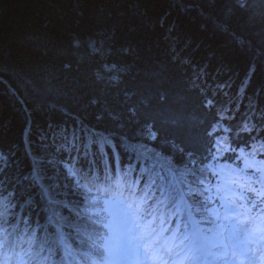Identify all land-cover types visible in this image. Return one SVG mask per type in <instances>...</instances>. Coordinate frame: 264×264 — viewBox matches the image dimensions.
I'll list each match as a JSON object with an SVG mask.
<instances>
[{
    "label": "trees",
    "instance_id": "obj_1",
    "mask_svg": "<svg viewBox=\"0 0 264 264\" xmlns=\"http://www.w3.org/2000/svg\"><path fill=\"white\" fill-rule=\"evenodd\" d=\"M0 65V257L14 264L40 249L67 264L55 222L81 259L104 232L96 188L125 170L154 166L177 199L194 172L209 208L222 179L259 175L240 150L264 160V0H0Z\"/></svg>",
    "mask_w": 264,
    "mask_h": 264
},
{
    "label": "snow or ice",
    "instance_id": "obj_2",
    "mask_svg": "<svg viewBox=\"0 0 264 264\" xmlns=\"http://www.w3.org/2000/svg\"><path fill=\"white\" fill-rule=\"evenodd\" d=\"M207 104L211 105L212 101H207ZM254 130L255 125L250 127L244 123L242 131L251 133ZM149 136L156 138L150 127ZM216 143L226 145L227 138ZM260 148L264 149V144ZM177 150L183 151L181 148ZM229 150L235 151L227 146L216 148L217 152ZM259 150L254 149L251 155L254 157ZM240 152L245 169H254L259 175L256 179H245L234 173L233 178L222 179L216 187L222 213L208 207L212 198L205 197V193L211 189L199 188L205 181L197 179L194 172L189 191L179 199L172 195V185L157 184V180L164 177L158 173L153 175L154 166L141 168L134 181L124 179L130 170L135 171L131 168L125 170L123 176L118 175L113 185L97 187L98 192L108 194L111 199H105L103 207L94 213L97 217L107 214L105 218L93 221L104 232L96 239L89 237L88 251L80 254L82 264H264V160L258 163L250 161L243 149ZM7 160L8 157L0 151V163L6 165ZM240 171L244 172V169ZM69 174L73 178L77 176V172L71 169ZM141 180H144L143 186ZM76 183L80 184V180ZM81 186L87 192L93 190L88 183ZM91 204L98 206L100 201L93 198ZM110 206H115L117 211L113 212ZM165 208L169 209L167 216ZM201 209L211 218L208 223L213 225L207 232L200 228L199 220L193 222V212ZM185 214L182 225L180 218ZM173 218L177 220L174 226ZM7 244V238L0 241V247ZM39 252L30 255L29 260L32 264H40L41 261L48 264V256H41ZM3 264H7V260ZM21 264L28 262L22 261Z\"/></svg>",
    "mask_w": 264,
    "mask_h": 264
},
{
    "label": "rangeland",
    "instance_id": "obj_3",
    "mask_svg": "<svg viewBox=\"0 0 264 264\" xmlns=\"http://www.w3.org/2000/svg\"><path fill=\"white\" fill-rule=\"evenodd\" d=\"M110 183H111V181L109 183H106V184H100L98 187H106V186H109ZM101 199H102V197H101ZM107 199H111V197H108ZM103 201H104V199H102V204H103ZM110 207H111V210L113 212L117 211V208L115 206H110ZM54 213H55V209H54ZM104 214L107 216L106 213H104ZM70 251L72 253V256H74V259L70 258L69 255H68V259H67L68 260V264H76L75 262L79 261V258L77 256V254L74 252V250L71 248V246L67 244V248L65 249V253L69 254ZM12 257H13V254L3 253L1 255V257H0L1 258L0 259V264H3V262L5 260H7V264H14V263H12ZM40 264H43V261H41Z\"/></svg>",
    "mask_w": 264,
    "mask_h": 264
},
{
    "label": "bare ground",
    "instance_id": "obj_4",
    "mask_svg": "<svg viewBox=\"0 0 264 264\" xmlns=\"http://www.w3.org/2000/svg\"><path fill=\"white\" fill-rule=\"evenodd\" d=\"M62 253L64 254V252H62ZM69 253H71V251H70ZM76 254H77V253H76ZM68 255H69V254H66V255H64V256H65V258H66V262H68V260H67V259H68ZM77 256H78V258H79V261H80L81 259H80V257H79V255H78V254H77ZM70 258L74 259V256H72V253H71V257H70Z\"/></svg>",
    "mask_w": 264,
    "mask_h": 264
}]
</instances>
